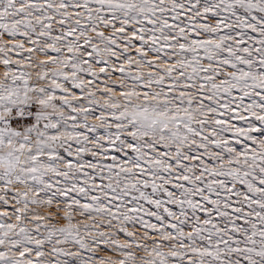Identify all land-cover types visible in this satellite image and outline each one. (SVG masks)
<instances>
[{
    "label": "snow or ice",
    "instance_id": "6c2138e0",
    "mask_svg": "<svg viewBox=\"0 0 264 264\" xmlns=\"http://www.w3.org/2000/svg\"><path fill=\"white\" fill-rule=\"evenodd\" d=\"M0 264H264V0H0Z\"/></svg>",
    "mask_w": 264,
    "mask_h": 264
}]
</instances>
